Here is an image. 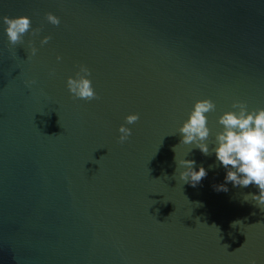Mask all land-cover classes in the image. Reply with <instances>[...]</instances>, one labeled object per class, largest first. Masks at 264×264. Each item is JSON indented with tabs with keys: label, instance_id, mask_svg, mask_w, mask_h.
<instances>
[{
	"label": "water",
	"instance_id": "obj_1",
	"mask_svg": "<svg viewBox=\"0 0 264 264\" xmlns=\"http://www.w3.org/2000/svg\"><path fill=\"white\" fill-rule=\"evenodd\" d=\"M5 15L31 28L13 45L0 23V264H264L257 187L214 190L225 170L177 131L211 99V150L233 101L264 107V0H0ZM81 64L90 100L66 87ZM174 146L206 169L195 187Z\"/></svg>",
	"mask_w": 264,
	"mask_h": 264
},
{
	"label": "clouds",
	"instance_id": "obj_2",
	"mask_svg": "<svg viewBox=\"0 0 264 264\" xmlns=\"http://www.w3.org/2000/svg\"><path fill=\"white\" fill-rule=\"evenodd\" d=\"M45 19L52 25L60 23L59 17L48 12ZM0 23L9 44H17L31 28L30 18L25 15L9 17L0 16ZM39 29H31L30 34H38ZM49 37L41 38L40 43L44 44ZM30 51L35 54L36 48L31 47ZM57 60L61 58L56 57ZM90 70L81 64L74 75L66 79V87L69 93L80 99L90 100L96 97V92L89 79ZM35 81L29 80L26 86H30ZM215 104L211 99H197L188 113L187 118L181 123L177 131L181 133L180 144H191L199 149L204 155H209L210 151L215 155V161L209 165V169L218 164L225 170L223 183L214 185L216 191H228L227 184L231 182L233 187H247L249 184L255 185L258 193L244 194V201H253L255 205L264 211V107L249 109L243 101H233L231 110L224 111L217 118L220 130L215 133L214 143L211 150L206 141L210 135L207 126L206 113L213 111ZM137 113H129L124 117L125 123L119 125L117 137L119 142H124L131 134V129L126 125L132 124L138 119ZM174 146V160L181 170L179 180L195 187L207 171L203 165L195 166V160L178 159ZM240 224L239 220L233 221L232 226ZM248 264H257L256 260L250 259Z\"/></svg>",
	"mask_w": 264,
	"mask_h": 264
}]
</instances>
